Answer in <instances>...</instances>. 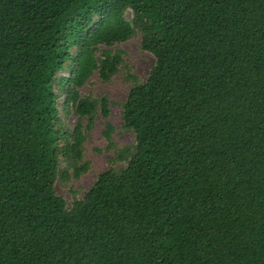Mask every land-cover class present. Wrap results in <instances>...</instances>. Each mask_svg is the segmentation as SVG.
Instances as JSON below:
<instances>
[{
  "label": "trees",
  "instance_id": "obj_1",
  "mask_svg": "<svg viewBox=\"0 0 264 264\" xmlns=\"http://www.w3.org/2000/svg\"><path fill=\"white\" fill-rule=\"evenodd\" d=\"M137 34L133 142L68 206L60 165L109 116L79 90ZM0 264H264V0H0Z\"/></svg>",
  "mask_w": 264,
  "mask_h": 264
},
{
  "label": "rangeland",
  "instance_id": "obj_2",
  "mask_svg": "<svg viewBox=\"0 0 264 264\" xmlns=\"http://www.w3.org/2000/svg\"><path fill=\"white\" fill-rule=\"evenodd\" d=\"M125 17L130 21L131 12L126 11ZM139 43L140 36L137 34L123 43L111 47H101V50L122 51L124 64L119 67V73L108 82H103L98 73L94 72L88 82L79 90L80 95L90 96L93 99H98L101 96L107 97L109 116L107 119L103 118L98 112L90 128H86L87 119L82 120L85 142L81 162L87 163V170L75 176L72 165H67L66 162H62L60 165V169L64 168L66 171V179H57L55 191L58 196L66 201L68 206L74 198L80 199L83 196L99 173L112 166L109 159L114 156L115 150L133 142L132 133L124 131L121 127V103L125 100L133 84L130 77H134L138 82H144L154 62L151 54L140 49ZM64 122L68 126L67 128L71 130L76 122V117L70 115L65 118ZM107 123L114 127L111 135V146L103 135ZM121 165L118 163L113 167L118 169Z\"/></svg>",
  "mask_w": 264,
  "mask_h": 264
}]
</instances>
